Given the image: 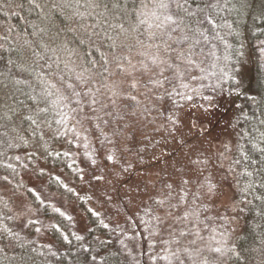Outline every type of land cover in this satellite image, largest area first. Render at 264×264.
I'll return each instance as SVG.
<instances>
[{
	"label": "trees",
	"instance_id": "16d2710c",
	"mask_svg": "<svg viewBox=\"0 0 264 264\" xmlns=\"http://www.w3.org/2000/svg\"><path fill=\"white\" fill-rule=\"evenodd\" d=\"M4 2L0 0V5ZM5 11L0 9V35L8 26L13 28V37L31 32L22 17L35 19L34 15L20 9H15L16 16L5 15ZM227 14L222 15L229 22ZM246 21L255 92L245 100L237 151L226 159L236 173L243 168L232 163L240 158L239 145L253 159L260 158L242 133L258 139L259 133L253 128L264 131L259 125L264 119V18ZM228 32L227 27L221 30L227 48L220 41L213 42L215 47L206 46L205 53L211 49L215 55H208L201 65L203 72L194 70L195 80L184 81L188 88L177 89L191 100L173 93L155 102L150 113L125 116L119 124L115 120L105 124L95 118L91 123L79 124L71 115L60 124L56 122L59 115L50 112V127L44 129L42 138L39 133L33 136L26 122L16 121L19 133H13L9 124L7 136L0 128V264H151L148 229L158 213L149 196L164 182L175 183L183 171L191 169L189 160L210 157L212 166L224 177L223 156L219 149L209 151V126H201L197 117L202 111L216 108L220 90L228 95L226 77L233 61L228 45L234 36L226 35ZM9 58L10 53L0 51V71L8 70ZM177 117L179 121L174 125L172 121ZM17 135L23 136V141L13 139ZM108 155L114 159L108 161ZM210 173L208 167L204 176L212 181ZM249 179L255 181L252 189L241 191ZM238 181L245 210L241 232L231 243L240 253V259L234 261L262 264L264 173L239 177ZM56 208L60 212L54 211Z\"/></svg>",
	"mask_w": 264,
	"mask_h": 264
},
{
	"label": "snow or ice",
	"instance_id": "6c2138e0",
	"mask_svg": "<svg viewBox=\"0 0 264 264\" xmlns=\"http://www.w3.org/2000/svg\"><path fill=\"white\" fill-rule=\"evenodd\" d=\"M234 7L230 0H5L0 5L5 15L16 16L15 9H20L35 19L22 17L29 33L13 37L8 26L0 35V51L11 54L10 67L0 71L3 135H8L9 124L19 133L20 121L42 138L50 127V112L59 115L60 124L70 115L79 124L93 118L119 124L125 116L150 113L155 102L173 93L191 100L177 89L188 88L184 81L195 80L194 70L203 72L208 55H215L211 49L206 54V46L215 47L214 41L226 45L221 30L231 29V24L222 14ZM178 121L177 117L172 122ZM259 125L264 126V119ZM252 131L259 133L258 139L242 135L248 136L251 150L260 158L253 159L239 145L240 158L232 161L243 165L238 178L264 173V131ZM13 139L23 141V136ZM189 164L191 169L175 183L164 182L149 196L158 214L148 229V259L151 264H235L234 258L240 259L237 247L217 241V227H210L216 218L207 215L211 209L205 202L215 195L216 185L204 172L213 161L205 157ZM254 183L249 179L241 191L251 190ZM226 234L221 232L222 237Z\"/></svg>",
	"mask_w": 264,
	"mask_h": 264
},
{
	"label": "rangeland",
	"instance_id": "374dc122",
	"mask_svg": "<svg viewBox=\"0 0 264 264\" xmlns=\"http://www.w3.org/2000/svg\"><path fill=\"white\" fill-rule=\"evenodd\" d=\"M230 3L235 7L227 14L231 24L229 31L234 35L228 45L233 60L226 77L229 92L226 96L225 91L220 90L215 100L216 108L202 111L197 117V122L201 126L206 128L209 126V146H212L209 151L219 149L224 159L222 168L224 177L216 166L209 167L216 190L215 195L205 203L211 209L207 215L216 218L210 222V227H217V241L225 244L236 241L242 229L245 210V200L239 193L240 182L236 170L226 162V159L237 151L238 142L241 140L239 120L246 113L245 100L250 93L255 92L251 84L254 76V60L246 41V20L259 16L264 18V0H230ZM213 200L214 203L211 202ZM221 216L226 219H219ZM224 231L227 234L222 237L221 232ZM203 234L207 236L208 232L205 231Z\"/></svg>",
	"mask_w": 264,
	"mask_h": 264
}]
</instances>
